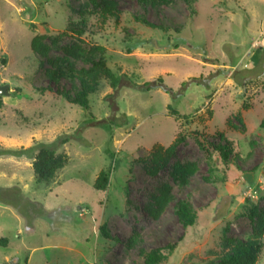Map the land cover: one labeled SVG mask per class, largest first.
<instances>
[{
	"label": "rangeland",
	"instance_id": "374dc122",
	"mask_svg": "<svg viewBox=\"0 0 264 264\" xmlns=\"http://www.w3.org/2000/svg\"><path fill=\"white\" fill-rule=\"evenodd\" d=\"M74 51L124 77L115 88L89 76L87 108L62 95L79 81L54 74L91 68ZM6 84L0 264H145L152 251L159 264H211L225 232L260 240L264 264V0H0ZM218 144L232 148L228 164ZM42 146L66 159L49 181L31 155L7 153Z\"/></svg>",
	"mask_w": 264,
	"mask_h": 264
},
{
	"label": "trees",
	"instance_id": "16d2710c",
	"mask_svg": "<svg viewBox=\"0 0 264 264\" xmlns=\"http://www.w3.org/2000/svg\"><path fill=\"white\" fill-rule=\"evenodd\" d=\"M96 1V0H92ZM146 3L148 1H152V3L164 2V0H144ZM195 1V0H191ZM148 25L152 27L154 26L152 23L148 22ZM33 49L35 51H40L41 47L37 42L33 43ZM47 50L46 48H44ZM72 55L78 59L83 61L85 64H90L91 68L88 70L80 69L79 71L75 69L71 70H63L62 64L58 66L56 71L57 76L59 79L65 78L72 80L77 79L79 81V86H73V93L70 92H63L62 95L68 101L72 102L73 104L79 105L83 108H87L89 105V95L93 93L96 89V84L90 83L88 81V77L91 75H100L105 74L107 78H109L114 85L115 88H118L120 84L124 81V77L118 76L114 74L111 70L107 68V63L103 59H98L93 54H84L79 51H74ZM63 64L65 66V61L63 60ZM62 67V68H61ZM73 68V67H70ZM220 75H224L223 72H219ZM53 74V75H54ZM90 74V75H89ZM232 73L230 71L226 72V76H230ZM10 93V92H9ZM3 108V96L0 95V113ZM109 122L103 121L102 124H106ZM262 127L264 128V121L262 123ZM63 142H67V140H63ZM219 153L220 157L223 159L225 164L229 163L230 157L232 155V148L228 144H218L215 148ZM173 150L170 151L172 153ZM57 149H53L48 146H42L39 148L37 153H34L32 148L30 149H21L20 151L16 152H7L11 155H15L17 157H22L24 155H31L34 159L33 162V169L34 172L40 181H49L54 178L55 174L64 166L66 163V159L64 156L57 153ZM196 172L194 167L190 168H182L180 169L178 183L181 186H186L188 184L189 178H191ZM110 173L102 172L99 181L97 183V190H104L107 188L110 180ZM11 193H14V190H8ZM19 191V189H18ZM17 191V193H18ZM19 194V193H18ZM178 216L185 228L193 227L196 225L198 216L196 211L193 210L191 205L188 202H179L178 204ZM9 245V240L6 238H0V247L7 248ZM223 248L225 249V254L217 259L216 261L212 262L211 264H255L260 256L261 250L263 248V243L260 240L253 239V240H242V239H233L228 238L225 232L224 241H223ZM141 255L145 258V264H159L164 259L165 256L159 254L157 251H152L149 253L141 252Z\"/></svg>",
	"mask_w": 264,
	"mask_h": 264
},
{
	"label": "water",
	"instance_id": "95a60500",
	"mask_svg": "<svg viewBox=\"0 0 264 264\" xmlns=\"http://www.w3.org/2000/svg\"><path fill=\"white\" fill-rule=\"evenodd\" d=\"M11 88H12V86L7 85V84L6 85H0V95L6 96L9 93Z\"/></svg>",
	"mask_w": 264,
	"mask_h": 264
}]
</instances>
